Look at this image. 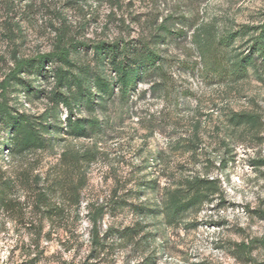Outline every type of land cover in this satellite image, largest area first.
<instances>
[{
  "label": "rangeland",
  "instance_id": "1",
  "mask_svg": "<svg viewBox=\"0 0 264 264\" xmlns=\"http://www.w3.org/2000/svg\"><path fill=\"white\" fill-rule=\"evenodd\" d=\"M263 22L264 0H0V101L17 59H36L60 38L81 44L71 54L75 72L88 67L111 80L116 72L92 46L150 42L166 79L153 74L128 100L117 93L105 108L74 113L97 117L101 132L58 134L45 149L14 153L0 123V264H264V82L251 70L211 83L194 40L202 30L248 26L231 47L248 52ZM17 76L4 97L14 114L54 106V78ZM66 112L60 105L57 120ZM235 112L255 115L257 126H233ZM194 177L212 181L204 204L178 222L158 214L166 193ZM141 205L156 211L140 214ZM102 206L106 245L96 248L91 218ZM126 227L138 233L121 237ZM243 242L251 246L245 258Z\"/></svg>",
  "mask_w": 264,
  "mask_h": 264
},
{
  "label": "trees",
  "instance_id": "2",
  "mask_svg": "<svg viewBox=\"0 0 264 264\" xmlns=\"http://www.w3.org/2000/svg\"><path fill=\"white\" fill-rule=\"evenodd\" d=\"M251 28L243 26L240 30L223 34H214L207 29L194 36L202 60V72L208 81L215 84L238 82L253 70L264 82V22L254 27L257 32L249 36L248 52H235L231 49L236 37L247 35V29ZM166 30L172 33L171 29ZM78 45L81 44L64 43L63 38H60L50 52L40 54L36 59H17L16 66L1 83L2 96L5 97L11 80L17 75L27 73L55 80L50 92V100L54 106L41 115L14 114L4 97L0 101V123L3 128L10 129L8 143L14 153L45 149L52 144L56 135L62 133L77 138L99 133L103 127L101 120L91 116L78 117L77 112L82 109L94 112L97 108H105L117 93L122 99L128 100L137 90L138 84L153 74L166 80L161 50L150 42L118 40L112 44L101 42L92 46L91 50L97 55V60L114 69L115 80L107 78L102 72L95 74L88 67H79L75 72L74 68L78 66L71 59V54L79 52ZM47 61L55 64L53 70L45 68ZM260 66L262 71L259 70ZM27 92L29 93V89ZM38 93L36 95L40 96L44 90ZM96 100L101 102L98 104ZM60 105L67 111L63 122L57 120V108ZM58 121L61 125H57ZM229 121L233 126L256 127L258 124L257 117L247 112H235ZM262 163L264 165V160ZM211 183L212 181L201 177L188 178L181 186L166 193L158 214H164L172 222L181 221L186 212L200 207L212 194L214 188ZM149 188L154 186L149 185ZM153 210L156 211L148 206H138L140 214H148ZM103 215L102 206L94 211L91 218V242L96 248L106 245L102 242L99 229V221ZM137 233L136 227H126L122 230L121 237L133 238ZM250 248V245L243 242L237 251L245 258L249 255Z\"/></svg>",
  "mask_w": 264,
  "mask_h": 264
}]
</instances>
